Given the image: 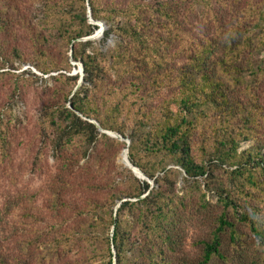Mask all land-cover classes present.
Masks as SVG:
<instances>
[{
	"label": "trees",
	"instance_id": "trees-1",
	"mask_svg": "<svg viewBox=\"0 0 264 264\" xmlns=\"http://www.w3.org/2000/svg\"><path fill=\"white\" fill-rule=\"evenodd\" d=\"M23 1L0 0V69L23 59L17 49L6 53L23 28L37 46L22 62L44 75L58 72L42 135L65 155L64 172L76 166L74 179L58 178L52 207L70 208L63 195L82 194L84 203L71 207L83 208L72 235L92 241L90 261L233 264L243 257L242 227L264 247V104L256 90L264 82L257 63L264 54V0H89L92 18L107 25L102 41L118 40L108 52L81 41L100 27L90 22L87 0H66L61 8L47 2L41 29L21 13ZM197 12L196 22L191 15ZM53 30L71 45L68 58L42 47ZM69 58L83 64L79 87L80 76L64 72L72 69ZM9 133L0 112L2 161ZM127 146L130 162L150 181L131 170H109ZM180 177L193 182L186 195L177 189ZM202 185L222 208L193 261L182 254L184 208ZM201 198L202 208L211 206ZM0 264L8 262L0 257Z\"/></svg>",
	"mask_w": 264,
	"mask_h": 264
},
{
	"label": "rangeland",
	"instance_id": "rangeland-1",
	"mask_svg": "<svg viewBox=\"0 0 264 264\" xmlns=\"http://www.w3.org/2000/svg\"><path fill=\"white\" fill-rule=\"evenodd\" d=\"M47 2L61 8L66 0H25L21 3V13L41 29ZM89 8L88 4V11ZM233 16L234 14L228 15V19ZM201 17L200 12L191 15L194 21L198 18L200 20ZM95 34L96 32L81 41H92V47L100 48L104 52H108L118 42L115 37L103 42V36L93 37ZM17 35L18 41L12 39L10 46L6 44V53L12 55L17 49L23 59H31V53L37 44L31 42L30 33L23 28L17 30ZM90 37L93 38L84 40ZM2 38L5 40V35ZM48 38L49 44L44 43L42 47L52 51L57 59L62 60L71 55V45H68L67 40L61 39L56 30H53ZM259 58L257 63L264 66V54L259 55ZM23 59L19 57L13 62V67L8 64L0 69V112L10 125L8 155L3 161L0 160V257L6 259L8 264H94L88 255L89 250L95 249L92 241L79 238V234L77 237L72 235L79 232L83 220L79 211L83 208L71 207L84 203L82 194L73 190L63 195V202L66 200L70 208L52 207L54 187L59 182L58 178L74 179L73 171L76 166L74 163L68 172H64L65 155L57 150L48 137L42 135L41 121L46 107L54 101V95L60 86L53 78L58 72L44 75L33 65L22 62ZM69 60L72 69L70 72H64L67 75L78 74L79 87L83 83L82 63L70 58ZM28 69L35 75L26 74ZM256 90L264 104V82ZM252 145V141L244 142L240 150L248 149ZM126 148L113 163H108L109 170L113 167L123 174H128L131 169L124 161ZM93 150L91 147L90 152ZM83 165L84 160L80 163V166ZM78 169L80 173H85L81 168ZM151 184L154 187L153 181ZM191 186L193 182H185L182 177L179 178L177 189L180 195L191 191ZM203 195L206 196V202L211 204L206 209L202 208ZM221 208L222 205L214 192L206 189L205 185H202L201 191L187 196L184 208L187 221L183 227L182 254L190 260L196 261L200 257L201 240L211 235V225ZM242 228L245 240L241 251L243 257L240 261L236 258L233 264H264V247L253 238L248 227ZM224 240L228 243L227 236ZM67 242L71 245H67ZM113 252L115 254V249ZM106 262L107 258L95 264ZM212 264L225 263L215 259Z\"/></svg>",
	"mask_w": 264,
	"mask_h": 264
},
{
	"label": "water",
	"instance_id": "water-1",
	"mask_svg": "<svg viewBox=\"0 0 264 264\" xmlns=\"http://www.w3.org/2000/svg\"><path fill=\"white\" fill-rule=\"evenodd\" d=\"M87 2H88V4H89V0H87ZM88 15H89V19H90V22L92 23V24H96V25H98V26H100L99 27V29L97 30V32H96V34L93 36V37H100V36H103V34H104V31H105V29L107 28L106 27V25H105V23L104 22H100V21H95L93 18H92V12H91V9L89 8V13H88ZM93 37H90V38H87V39H84V40H88V39H91V38H93ZM81 71H82V79H83V77H84V68H83V64H81ZM91 122H94V123H97L96 121H93V120H91ZM97 125L99 126V124L97 123ZM99 128H100V130L102 131V132H105V133H107V134H109L110 136H112V137H117V138H120L121 140H127V143H128V145H130V140L129 139H124L121 135H119V134H117V133H114V132H111V131H106V130H104V129H102L100 126H99ZM125 150H127L128 151V153H129V148L127 147ZM128 162H129V168L135 173V175L137 176V177H139V178H141V179H146V180H149V178L138 168V167H136V166H134L131 162H130V160H129V154H128ZM150 181V180H149ZM112 241H113V239H112ZM114 264H116V262L114 263Z\"/></svg>",
	"mask_w": 264,
	"mask_h": 264
},
{
	"label": "bare ground",
	"instance_id": "bare-ground-1",
	"mask_svg": "<svg viewBox=\"0 0 264 264\" xmlns=\"http://www.w3.org/2000/svg\"><path fill=\"white\" fill-rule=\"evenodd\" d=\"M124 161L126 162V164L129 166V162H128V151L125 150L124 152ZM130 167V166H129Z\"/></svg>",
	"mask_w": 264,
	"mask_h": 264
}]
</instances>
